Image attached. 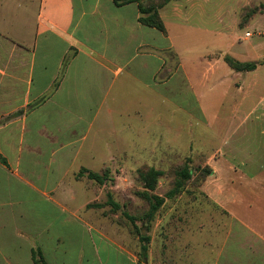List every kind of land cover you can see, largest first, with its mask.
Wrapping results in <instances>:
<instances>
[{
    "label": "crops",
    "instance_id": "crops-1",
    "mask_svg": "<svg viewBox=\"0 0 264 264\" xmlns=\"http://www.w3.org/2000/svg\"><path fill=\"white\" fill-rule=\"evenodd\" d=\"M144 2L0 0V264H34V251L47 264H264V150L250 142L213 151L211 234H163L160 247L154 235L142 262L133 235L105 233V183L89 174L117 173L155 144L179 151L168 127L153 131L158 112L208 123L201 92L231 69L217 52L190 54L217 45L218 0H171L164 32L140 21ZM253 63L231 69L243 79L233 87L256 84Z\"/></svg>",
    "mask_w": 264,
    "mask_h": 264
},
{
    "label": "rangeland",
    "instance_id": "rangeland-1",
    "mask_svg": "<svg viewBox=\"0 0 264 264\" xmlns=\"http://www.w3.org/2000/svg\"><path fill=\"white\" fill-rule=\"evenodd\" d=\"M217 13V45L193 48L190 54L200 57L212 51L217 52L219 59L226 56L242 63L257 62L261 65L256 84L252 85L254 82L248 77L244 80L247 82L244 89L233 87L232 84L243 79L227 66L228 72L225 75L219 73L201 92L208 123L202 120V125L194 124L191 115L196 116V113L191 110L186 113L158 112L157 115H162L163 119L161 124H154L153 131L168 127L170 134L167 138L181 141L179 144L172 142L181 148L179 151L163 143L155 144L149 157H141L139 153L131 165L127 160V165L123 164L120 171H107L104 177L106 203L103 214L111 220L100 217V221L105 220V233L133 235L137 240V255L142 262L149 257V244L154 235L160 247L163 234L212 233L211 222L216 223L220 214L209 191L216 165L213 157L217 156L213 151L221 150L229 157L243 154L249 150L246 148L249 142L251 150H264V0H218ZM247 33L251 34L250 37L246 36ZM218 68L222 69L221 66ZM185 95V106L194 105L188 101L193 100L192 96L188 92ZM190 140L192 142L189 143ZM141 147L143 145H139V149ZM185 165H188L192 179L185 184L181 181L180 192L168 196L180 181L177 172ZM151 168L164 172L153 192L146 190L141 178ZM209 172L212 174L208 175ZM151 196L163 199V203L157 205L154 199H148ZM109 198L119 204L118 210L112 209ZM128 216L135 218V225ZM61 236H66V245L71 248H77V243L81 242L74 234Z\"/></svg>",
    "mask_w": 264,
    "mask_h": 264
},
{
    "label": "trees",
    "instance_id": "trees-1",
    "mask_svg": "<svg viewBox=\"0 0 264 264\" xmlns=\"http://www.w3.org/2000/svg\"><path fill=\"white\" fill-rule=\"evenodd\" d=\"M135 0H116L118 4L124 3V2H131ZM171 0H145L143 4L140 6L141 10V18L140 21L151 28H155L159 31H165V26L163 21L161 20L159 16V9L168 4ZM225 61L227 64L237 72H247V71H253L257 68L256 63H242L239 62L231 57H226ZM212 174V172H209L208 175ZM164 175V172L155 170L154 168H151L146 172L145 174H142L141 178L145 184V188L147 191H155L156 186L158 184V180ZM106 176V172L104 175L94 174L90 173L89 178L90 180H93L97 182L98 184H104L105 180L104 177ZM177 178L180 180L175 184V187L173 190L168 192V196H173L174 194H177L180 192L182 188V184L187 183L192 179V173L188 167V165H185L177 172ZM147 196V194H145ZM148 197V196H147ZM149 200L154 199L157 202V205H161L163 203V199L158 198L157 196H151L148 198ZM109 205L112 207L113 210H118L120 208L119 204L115 203L112 199H109ZM154 207V206H153ZM128 219L131 221L133 225H135V218L128 216ZM137 231V229L135 230ZM39 257V258H38ZM33 260L34 264H47L44 259L41 257L40 252H33Z\"/></svg>",
    "mask_w": 264,
    "mask_h": 264
},
{
    "label": "built area",
    "instance_id": "built-area-1",
    "mask_svg": "<svg viewBox=\"0 0 264 264\" xmlns=\"http://www.w3.org/2000/svg\"><path fill=\"white\" fill-rule=\"evenodd\" d=\"M247 37H250V34H246Z\"/></svg>",
    "mask_w": 264,
    "mask_h": 264
}]
</instances>
